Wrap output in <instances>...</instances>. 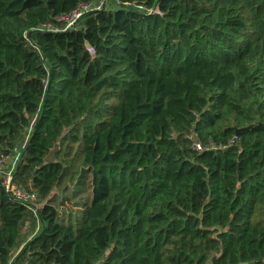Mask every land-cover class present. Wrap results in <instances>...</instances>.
I'll return each mask as SVG.
<instances>
[{"label": "trees", "instance_id": "16d2710c", "mask_svg": "<svg viewBox=\"0 0 264 264\" xmlns=\"http://www.w3.org/2000/svg\"><path fill=\"white\" fill-rule=\"evenodd\" d=\"M80 1L0 0V264H264V0Z\"/></svg>", "mask_w": 264, "mask_h": 264}, {"label": "built area", "instance_id": "2783aa9c", "mask_svg": "<svg viewBox=\"0 0 264 264\" xmlns=\"http://www.w3.org/2000/svg\"><path fill=\"white\" fill-rule=\"evenodd\" d=\"M107 0H87L80 1L73 9L68 12L60 13L55 16V20L63 24L64 28L71 27L77 24L78 19L88 11L93 9H100L104 7ZM37 30H57L59 25L52 20H47L39 23L34 27ZM88 49L92 51V48L88 46ZM189 137L192 138V146L195 149H202L200 141L195 137L194 133H190ZM22 145L17 146L12 152L6 154H0V177L1 183L4 185L5 189L8 191L11 198L16 199L25 203L33 213L36 212L38 201L37 189L34 188L31 183H27L26 186L18 185L13 182V171L16 165V161L19 158L20 150ZM215 145L211 144V147Z\"/></svg>", "mask_w": 264, "mask_h": 264}, {"label": "rangeland", "instance_id": "374dc122", "mask_svg": "<svg viewBox=\"0 0 264 264\" xmlns=\"http://www.w3.org/2000/svg\"><path fill=\"white\" fill-rule=\"evenodd\" d=\"M107 5L111 6L112 3L110 4V2L107 1ZM56 191H58V190H56ZM37 204L40 205L41 201H37ZM31 220H32V217H29L27 220H25V222H24L25 224H24V226L22 228V233L23 234H26V232L29 230Z\"/></svg>", "mask_w": 264, "mask_h": 264}, {"label": "water", "instance_id": "95a60500", "mask_svg": "<svg viewBox=\"0 0 264 264\" xmlns=\"http://www.w3.org/2000/svg\"><path fill=\"white\" fill-rule=\"evenodd\" d=\"M32 30H30V31H28V33L27 34H30V32H31ZM239 129H237L236 131H238Z\"/></svg>", "mask_w": 264, "mask_h": 264}]
</instances>
